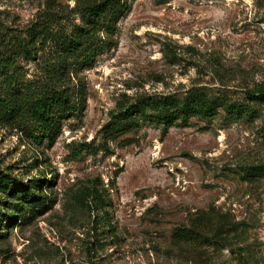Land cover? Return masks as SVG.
Wrapping results in <instances>:
<instances>
[{"label":"rangeland","instance_id":"1","mask_svg":"<svg viewBox=\"0 0 264 264\" xmlns=\"http://www.w3.org/2000/svg\"><path fill=\"white\" fill-rule=\"evenodd\" d=\"M93 1L0 0V57L32 23H79ZM128 5L115 45L81 72L84 111L53 143L0 120V174L14 180L0 185V264H264V104L245 97L264 87V0ZM41 66L22 58L13 74L35 80ZM190 89L253 112L220 106L164 135L145 117L98 148L117 103Z\"/></svg>","mask_w":264,"mask_h":264},{"label":"trees","instance_id":"2","mask_svg":"<svg viewBox=\"0 0 264 264\" xmlns=\"http://www.w3.org/2000/svg\"><path fill=\"white\" fill-rule=\"evenodd\" d=\"M128 9V0H95L78 7L79 23L54 25L52 20L32 23L26 36L16 40L10 54L0 57L3 81L0 120L34 140L53 143L61 131L62 121L71 116L80 117L84 111L86 89L81 72L115 45L116 24ZM22 58L41 63V74L35 80L22 82L13 74L17 61ZM245 97L264 104V87L246 90ZM220 106L235 116L253 112L244 104L223 103L198 89L188 90L182 98L139 95L132 103L116 104L110 120L102 128V143L98 148L106 150L109 140L136 131L142 118L161 124L160 133L164 135L177 119L185 123L193 115L210 118ZM137 142L132 137L119 141L124 145ZM8 183L14 184V180L0 174V185L6 189ZM20 191L25 193L24 199L32 208L38 206V196L30 197L26 188ZM16 212L15 216L25 214L20 208ZM179 236L189 240L194 233L182 229Z\"/></svg>","mask_w":264,"mask_h":264}]
</instances>
